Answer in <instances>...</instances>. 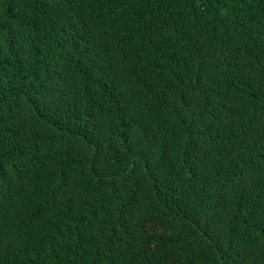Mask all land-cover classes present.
I'll list each match as a JSON object with an SVG mask.
<instances>
[{
  "label": "trees",
  "instance_id": "16d2710c",
  "mask_svg": "<svg viewBox=\"0 0 264 264\" xmlns=\"http://www.w3.org/2000/svg\"><path fill=\"white\" fill-rule=\"evenodd\" d=\"M0 264H264V0H0Z\"/></svg>",
  "mask_w": 264,
  "mask_h": 264
}]
</instances>
